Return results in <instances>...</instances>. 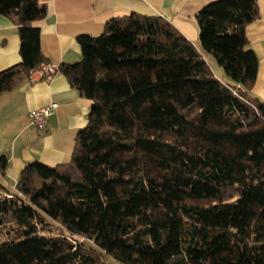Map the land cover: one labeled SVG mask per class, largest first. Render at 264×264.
Segmentation results:
<instances>
[{"label": "trees", "instance_id": "16d2710c", "mask_svg": "<svg viewBox=\"0 0 264 264\" xmlns=\"http://www.w3.org/2000/svg\"><path fill=\"white\" fill-rule=\"evenodd\" d=\"M0 14L22 58L0 72L2 93L49 61L42 0H0ZM259 16L258 0L208 3L203 51L161 16L80 35L81 60L57 72L93 101L88 123L69 162H29L15 189L0 156V264H264V101L248 92L259 59L246 35Z\"/></svg>", "mask_w": 264, "mask_h": 264}, {"label": "crops", "instance_id": "0c3cea01", "mask_svg": "<svg viewBox=\"0 0 264 264\" xmlns=\"http://www.w3.org/2000/svg\"><path fill=\"white\" fill-rule=\"evenodd\" d=\"M216 0H42L46 16L35 22L41 30V48L49 64L76 63L82 58L80 35H99L106 22L132 13L161 16L169 21L200 51L196 14ZM260 16L246 28L250 48L259 59L258 74L249 95L264 101V0H258ZM20 37L14 22L0 14V72L19 63ZM214 75L237 88L212 55L203 52ZM58 104L39 129L30 124L31 110ZM93 101L72 87L58 71L47 81L37 72L17 81L10 90L0 93V156L8 159L3 177L9 189H15L22 169L32 161L55 167L72 158L76 136L88 123Z\"/></svg>", "mask_w": 264, "mask_h": 264}, {"label": "built area", "instance_id": "2783aa9c", "mask_svg": "<svg viewBox=\"0 0 264 264\" xmlns=\"http://www.w3.org/2000/svg\"><path fill=\"white\" fill-rule=\"evenodd\" d=\"M34 72V71H33ZM39 73L41 78L50 81L57 73V68L51 64H42L40 68L35 70ZM58 104L51 103L36 109H33L28 114V119L31 125L36 126L39 129H43L45 126L46 118L52 115L57 109Z\"/></svg>", "mask_w": 264, "mask_h": 264}, {"label": "rangeland", "instance_id": "374dc122", "mask_svg": "<svg viewBox=\"0 0 264 264\" xmlns=\"http://www.w3.org/2000/svg\"><path fill=\"white\" fill-rule=\"evenodd\" d=\"M111 261H113L112 259H110Z\"/></svg>", "mask_w": 264, "mask_h": 264}]
</instances>
